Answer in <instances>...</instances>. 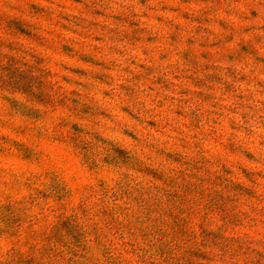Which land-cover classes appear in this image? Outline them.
<instances>
[{
    "label": "rangeland",
    "instance_id": "374dc122",
    "mask_svg": "<svg viewBox=\"0 0 264 264\" xmlns=\"http://www.w3.org/2000/svg\"><path fill=\"white\" fill-rule=\"evenodd\" d=\"M0 264H264V0H0Z\"/></svg>",
    "mask_w": 264,
    "mask_h": 264
}]
</instances>
